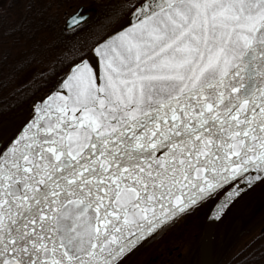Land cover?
Here are the masks:
<instances>
[{
    "label": "snow or ice",
    "instance_id": "6c2138e0",
    "mask_svg": "<svg viewBox=\"0 0 264 264\" xmlns=\"http://www.w3.org/2000/svg\"><path fill=\"white\" fill-rule=\"evenodd\" d=\"M124 7L0 148V264H126L219 190L264 182V0Z\"/></svg>",
    "mask_w": 264,
    "mask_h": 264
},
{
    "label": "trees",
    "instance_id": "16d2710c",
    "mask_svg": "<svg viewBox=\"0 0 264 264\" xmlns=\"http://www.w3.org/2000/svg\"><path fill=\"white\" fill-rule=\"evenodd\" d=\"M1 1L0 125L12 132L7 145L33 117V104L57 87L74 54L78 50L91 54L94 43L115 30L128 13L126 0H99L93 21L65 32L67 11L82 0H6L3 5ZM228 188L186 213L156 242L139 246L131 264L143 262L145 256H149L146 264H153L156 256L166 263L179 253L184 264L199 258L207 217Z\"/></svg>",
    "mask_w": 264,
    "mask_h": 264
},
{
    "label": "flooded vegetation",
    "instance_id": "af4514ba",
    "mask_svg": "<svg viewBox=\"0 0 264 264\" xmlns=\"http://www.w3.org/2000/svg\"><path fill=\"white\" fill-rule=\"evenodd\" d=\"M12 135L3 127L0 128V145L4 146ZM1 147V148H2ZM252 213V209L257 206ZM159 239V238H158ZM153 240L148 245L156 242ZM142 247V246H141ZM140 247L135 248L124 258L126 264L137 256ZM173 254H170V257ZM153 256V255H151ZM183 254L174 258H167L166 263L156 256L153 264H184L181 262ZM149 256L144 257L146 264ZM149 264V263H147ZM188 264H201L199 258ZM213 264H264V182H259L244 192L235 200L225 213V216L214 233Z\"/></svg>",
    "mask_w": 264,
    "mask_h": 264
},
{
    "label": "water",
    "instance_id": "95a60500",
    "mask_svg": "<svg viewBox=\"0 0 264 264\" xmlns=\"http://www.w3.org/2000/svg\"><path fill=\"white\" fill-rule=\"evenodd\" d=\"M96 13H97L96 10H85L83 7L80 8V9H78V11L76 13H74L69 18H67L66 25H65V29H64L65 32L72 31V30H74V29H76L78 27H81V26L85 25L87 22H89L91 19H93L95 17ZM73 18H78V22L73 23L72 27L69 28V22L72 21ZM127 19H128V17L120 25H118L115 29L119 28L121 25L127 26V23H126L127 22ZM90 57H91L90 58V62L93 63V64H95L97 62V58L94 55H91V54H90ZM1 147H2V145H0V148ZM256 183H258V182H255L251 186L245 185L243 183H239V191H238V194H237V188L234 187V186H232L226 193H228L229 191H231L233 193V195L231 197H228L226 195V193H225L218 200V202L216 203V205L212 209V211H211V213H210V215L208 217V220L206 222V225H205L204 234H203L202 243H201V252H200V261H201V264H213V261H212V244H213L214 233H215L216 227H217V225L219 223V220H220L221 216L223 215V213L225 212V210L228 208V206L236 198H238L242 193H244L245 191H247L249 188H251L252 186H254ZM221 190H219V191H221ZM216 193H214L212 196L216 195ZM146 239H144V240H146ZM144 240H142L140 243H142Z\"/></svg>",
    "mask_w": 264,
    "mask_h": 264
},
{
    "label": "rangeland",
    "instance_id": "374dc122",
    "mask_svg": "<svg viewBox=\"0 0 264 264\" xmlns=\"http://www.w3.org/2000/svg\"><path fill=\"white\" fill-rule=\"evenodd\" d=\"M5 1L6 0H2L1 1V5H3V3ZM98 1L99 0H82L80 4L74 6L69 11H67L66 18H69L71 15H73L74 13H76L78 11V9L81 8V7H84L85 9H88V10H96L97 9V2ZM260 204H261V202L252 209V213H254V211L257 210V208H258V206Z\"/></svg>",
    "mask_w": 264,
    "mask_h": 264
}]
</instances>
